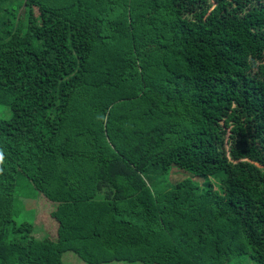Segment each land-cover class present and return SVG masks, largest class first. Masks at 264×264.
<instances>
[{"label": "trees", "instance_id": "trees-1", "mask_svg": "<svg viewBox=\"0 0 264 264\" xmlns=\"http://www.w3.org/2000/svg\"><path fill=\"white\" fill-rule=\"evenodd\" d=\"M0 106V264H264V0H0Z\"/></svg>", "mask_w": 264, "mask_h": 264}, {"label": "rangeland", "instance_id": "rangeland-1", "mask_svg": "<svg viewBox=\"0 0 264 264\" xmlns=\"http://www.w3.org/2000/svg\"><path fill=\"white\" fill-rule=\"evenodd\" d=\"M12 112L9 108L0 106V118L9 119ZM152 178V187L155 194L170 189L183 180H191L199 185L204 192L212 191L221 194V179L223 174L218 176H202L197 173L180 168L177 165L171 166L166 173H155L150 171L148 174ZM15 220L21 224L23 222L32 223L35 227L34 235L38 238L55 239L56 232H50L53 224L57 222L51 217V212L56 205L39 193L33 184L22 174L17 176V189L14 201ZM48 222V224H47ZM48 226L47 225H51ZM12 235L10 236V239ZM65 264H87L76 253L68 251L63 255ZM106 264H142L139 262L129 263L125 261H114ZM228 264H257L250 256H243L231 260Z\"/></svg>", "mask_w": 264, "mask_h": 264}]
</instances>
